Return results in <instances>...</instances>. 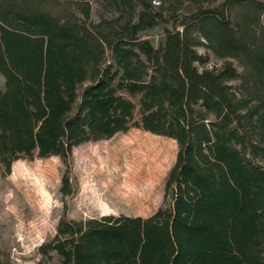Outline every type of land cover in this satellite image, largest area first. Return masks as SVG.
I'll list each match as a JSON object with an SVG mask.
<instances>
[{
  "label": "trees",
  "instance_id": "trees-1",
  "mask_svg": "<svg viewBox=\"0 0 264 264\" xmlns=\"http://www.w3.org/2000/svg\"><path fill=\"white\" fill-rule=\"evenodd\" d=\"M0 74V175L130 128L177 145L152 214L62 217L37 264H264V0H0Z\"/></svg>",
  "mask_w": 264,
  "mask_h": 264
},
{
  "label": "rangeland",
  "instance_id": "rangeland-1",
  "mask_svg": "<svg viewBox=\"0 0 264 264\" xmlns=\"http://www.w3.org/2000/svg\"><path fill=\"white\" fill-rule=\"evenodd\" d=\"M163 28L147 29L140 36L156 46ZM3 84L0 74V89ZM176 152L174 140L130 128L75 147L67 165L58 156L15 161L9 174L0 175L2 259L10 264H37L38 247L56 234L62 217L149 216L162 202ZM66 167L74 189L71 195L59 191ZM57 260L53 254L51 264Z\"/></svg>",
  "mask_w": 264,
  "mask_h": 264
},
{
  "label": "bare ground",
  "instance_id": "bare-ground-1",
  "mask_svg": "<svg viewBox=\"0 0 264 264\" xmlns=\"http://www.w3.org/2000/svg\"><path fill=\"white\" fill-rule=\"evenodd\" d=\"M148 159V158H147ZM35 187V186H34ZM35 209V208H34ZM35 211H36V209H35Z\"/></svg>",
  "mask_w": 264,
  "mask_h": 264
}]
</instances>
